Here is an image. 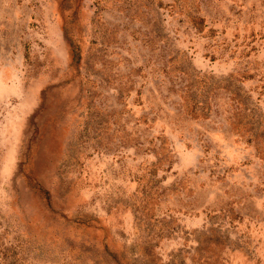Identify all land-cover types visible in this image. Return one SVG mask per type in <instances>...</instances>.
<instances>
[{
	"label": "rangeland",
	"instance_id": "rangeland-1",
	"mask_svg": "<svg viewBox=\"0 0 264 264\" xmlns=\"http://www.w3.org/2000/svg\"><path fill=\"white\" fill-rule=\"evenodd\" d=\"M0 264H264V0H0Z\"/></svg>",
	"mask_w": 264,
	"mask_h": 264
}]
</instances>
